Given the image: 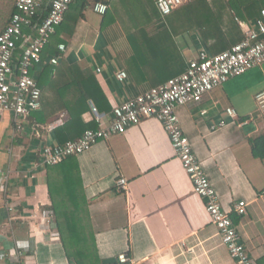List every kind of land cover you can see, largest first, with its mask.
Wrapping results in <instances>:
<instances>
[{"label":"crops","instance_id":"crops-1","mask_svg":"<svg viewBox=\"0 0 264 264\" xmlns=\"http://www.w3.org/2000/svg\"><path fill=\"white\" fill-rule=\"evenodd\" d=\"M210 1L213 15L221 18L214 21L216 25L220 21L223 28L235 30L236 40L230 47L244 39L245 27L264 10L263 6L253 19L241 20L235 10L224 8L222 0ZM244 3L250 9L258 2ZM79 4L84 10L85 3ZM238 10L242 12V7ZM81 15L63 53L94 72L100 67L102 71L96 74L110 104L121 103L135 95L129 74L117 60L114 47L100 36V25L94 33L96 28ZM175 40L179 48L170 62H149L137 74L167 81L183 72L201 49L214 45L209 39L207 46L197 29ZM116 47L125 49L128 65L136 71L130 44L119 40ZM180 55L185 59L182 67ZM119 69L127 73L124 82L115 78ZM262 89L264 62L205 93L199 102L176 108L195 156L256 263L264 257V157L252 154L250 141L259 137L264 146V115L257 111L254 99ZM227 108L235 111V117L227 114ZM83 117L103 124L113 119L112 114L93 110ZM220 119L226 120V126L211 131L210 126ZM27 124V119L15 121L10 113L0 112V264H69L53 218L45 209L50 201L40 151L43 142H48L49 131H37ZM77 162L102 260L116 264H235L156 118H144L97 141L77 155ZM120 177L127 180L124 190L117 185ZM239 201L246 202L243 214L233 210ZM121 253L130 261L120 263Z\"/></svg>","mask_w":264,"mask_h":264},{"label":"trees","instance_id":"trees-1","mask_svg":"<svg viewBox=\"0 0 264 264\" xmlns=\"http://www.w3.org/2000/svg\"><path fill=\"white\" fill-rule=\"evenodd\" d=\"M97 1L109 4L108 10L101 15L100 36L114 47L117 60L129 74L128 80L135 95L166 81L161 78L147 79L137 72L144 71L149 62H170L174 50L179 48L175 40L177 36L197 29L199 37L207 46L209 39L212 40L214 45H210L212 47L207 50L210 54L227 50L236 40L233 36L235 30L223 28L220 21H217V25L214 22L221 18L213 15L210 0H191L165 16L161 15L154 0H92V3ZM257 2L256 6L249 9L244 0H222L224 8L235 10L241 20L253 19L260 14L264 0ZM15 4L16 0H0V32L16 11ZM238 7H242V12L239 13ZM82 11L83 6L79 0H73L63 21L42 50L41 64L31 70L41 89V108L27 116V125L34 127V130L47 132L49 122L60 115L64 118L62 124L49 131L48 142H43L42 147L45 144H62L77 139L87 129H97L99 123L95 118L86 121L83 117L92 112L93 107L99 114L112 112L108 96L93 68L82 65L73 56L66 58L58 49L60 43L65 45L72 37ZM46 12V9L39 10L35 24L42 21ZM29 32L34 34L35 27L30 28ZM119 40L130 44L132 59L138 64L136 71L128 65L130 57H127L125 49L117 50L116 43ZM20 50L21 47H18L16 52ZM52 56L59 57L55 65L50 62ZM180 60L182 67L185 59L181 55ZM250 142L252 154L263 158L261 138L251 139ZM43 166L50 201L45 209L52 213L69 264H116L114 261L102 260L98 254L77 154L68 155L56 164ZM257 263L264 264V257Z\"/></svg>","mask_w":264,"mask_h":264},{"label":"built area","instance_id":"built-area-1","mask_svg":"<svg viewBox=\"0 0 264 264\" xmlns=\"http://www.w3.org/2000/svg\"><path fill=\"white\" fill-rule=\"evenodd\" d=\"M72 1L16 0V11L0 32V112L10 113L15 121L26 119L31 112L41 108V89L31 70L35 65L41 64V52L55 33L56 27L63 21ZM190 1L154 0L162 16ZM108 8L109 4L105 1L93 4V11L100 15ZM42 9L47 12L42 21L35 24L39 10ZM33 27L35 33L30 34L29 29ZM244 32V39L227 50L210 54L206 49H201L183 72L156 88L133 95L121 103H111L113 119L108 123L103 124L97 119L98 128L85 130L77 139L62 144H45L40 151L41 164L53 165L68 155H78L97 141L121 133L144 118L154 117L162 123L183 170L192 180L194 193L203 199L206 212L218 229L222 243L235 264H257L247 253L230 215L222 208L176 113L178 106L199 102L205 93L264 62V10H261L260 17L252 25L245 27ZM18 47L21 50L16 52ZM58 49L64 52V44H59ZM58 60L57 56L50 58L54 65ZM101 71L100 67L96 68V72ZM115 78L118 82H124L127 73L119 69ZM254 99L257 111L264 115V89L257 92ZM92 110L97 113L94 107ZM226 112L232 117L236 115L232 108H227ZM63 120L60 115L49 122L48 131L62 124ZM226 124V120L220 119L210 126V130L216 131ZM126 184V178H118L117 185L120 190H124ZM233 210L239 214L245 213L246 202L239 201ZM47 215L52 216L51 211ZM53 226L55 229L54 222ZM118 260L120 263H127L130 258L126 253H121Z\"/></svg>","mask_w":264,"mask_h":264},{"label":"rangeland","instance_id":"rangeland-1","mask_svg":"<svg viewBox=\"0 0 264 264\" xmlns=\"http://www.w3.org/2000/svg\"><path fill=\"white\" fill-rule=\"evenodd\" d=\"M82 1L85 3V8L82 11L84 13L81 15V18L85 16V18H87L94 26V30L96 28L97 31H95L94 33H98V27L100 25L99 23L101 16L93 11L92 0H79V3H81Z\"/></svg>","mask_w":264,"mask_h":264}]
</instances>
